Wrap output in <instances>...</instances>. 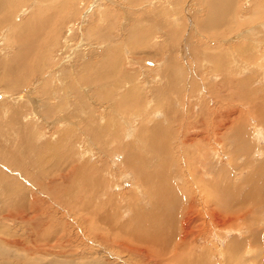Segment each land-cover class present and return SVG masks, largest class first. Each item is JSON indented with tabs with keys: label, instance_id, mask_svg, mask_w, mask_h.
I'll return each instance as SVG.
<instances>
[{
	"label": "rangeland",
	"instance_id": "rangeland-1",
	"mask_svg": "<svg viewBox=\"0 0 264 264\" xmlns=\"http://www.w3.org/2000/svg\"><path fill=\"white\" fill-rule=\"evenodd\" d=\"M8 1L0 65L15 26L48 25L31 78L15 91L0 80V238L20 244L0 242V264H174L110 243L123 224L146 228L131 222L140 210L158 213L151 229L170 232L188 263L264 264V0H229L217 37L198 27L200 0ZM155 130L175 208L155 206L125 165L141 154L160 170L146 143ZM86 197L115 209L116 229L87 218Z\"/></svg>",
	"mask_w": 264,
	"mask_h": 264
},
{
	"label": "bare ground",
	"instance_id": "bare-ground-1",
	"mask_svg": "<svg viewBox=\"0 0 264 264\" xmlns=\"http://www.w3.org/2000/svg\"><path fill=\"white\" fill-rule=\"evenodd\" d=\"M6 1H8V0H0V14L1 15H2V13L6 12L7 8L5 9V7H7V5L8 6L10 5V3L6 5ZM200 1H201L202 5L204 6V8L206 9V15H205L204 20L199 22V24H198L199 29L201 31H203L206 35H208L209 37L219 36V32L221 31V27L226 25L225 22H226L227 16L228 17L232 16V7H233L234 3H232V5H231L229 0H200ZM233 1L235 2L236 0H233ZM13 2H14V0H13ZM9 9H10V7H9ZM258 11H259V15H262L261 18H263L264 17V7H263V9L261 7V9H259ZM0 17L2 18V16H0ZM6 17H5V19H6ZM33 18H31V19H33ZM2 22H3V20H2ZM27 22L29 23L28 25H26V26H28V29H22L21 27H16V26H15V28H13L14 29V41L16 43V47H14L15 48V50H14L15 55H14L12 61L9 62V64H1L0 65V70H1L0 80L7 82L8 86H6V87L9 91L17 90V88L24 83L20 79L27 81L29 78H31L30 76L32 75V71H33V70L31 71L32 64L36 63L35 66H37L39 64V62L41 60H43V58L40 59L42 56L41 54H40L41 56L38 60L37 56H39V55H37V51H38L37 49L40 46L39 42L42 41V38H43V37L40 38V33H45V32H41V31H43L42 26H44V24H45L46 27L44 26V28L46 29L47 25H48L47 24L48 20L45 23L42 22L41 23L42 25H40V23H39L38 25H40V27H36V25L32 24V22L30 23V18L28 21H26V23ZM0 25H1V23H0ZM44 38H45V36H44ZM220 73L224 74L222 72H220ZM104 77H106V76H104ZM221 84H222V86L226 87L227 85H229V80L227 78H224ZM234 85H235V81L232 82L233 87H234ZM240 85H241L240 83L236 82L237 87H239ZM248 96L249 95H247V97ZM247 97L245 99H247ZM263 102H264V100H263ZM251 105H254V104H251ZM260 106H262V107H260ZM263 106H264V103L260 104L257 108L254 107V108H256L255 109L256 113L262 114V120H264V108H263ZM11 119H13V118H11ZM10 121H12V120H10ZM204 128L207 129L206 126ZM205 129H203V130H205ZM157 135H158L159 139H162L161 138L162 133L158 130L156 132V130H155L154 135L149 136L146 139V143H147V146H149V149H147L148 151H150L151 153H153L155 155L161 156L162 161L158 165V166H160V170L153 169L152 171H150L151 170L150 167L152 164H151V162L148 164V162H149L148 156L144 155L145 157L141 158V154L139 155V157L138 156L132 157V156L127 155L126 160H125V165L128 169H130L132 172L135 173L139 184L141 186H143V188L148 192V196L154 197L153 200L155 202V206H156V204H159V199H160V197H162L161 198L162 203L163 202L170 203L175 208V206L178 205L177 197H180V195H179L180 192L178 193L176 191V187L174 185L167 186V183H169V176L166 173V163H164L165 149H164V147L156 144V142H160V141L156 140ZM241 152H244V151H241ZM236 154L237 155L240 154V148L238 149V152ZM158 156H156V157L159 158ZM139 162H140V165L138 164ZM179 176H181V175L179 174ZM84 184L86 186V189L84 192H86L85 194H88L89 192H91L92 187H93L92 184H94V183L91 184V182L86 179ZM96 185H97V183H96ZM261 187L264 188V182L261 183ZM112 198L113 197H110V200L108 199L110 203L112 201ZM90 199H91V197H86L85 201L80 205L83 208V212L88 216L87 218L93 219L94 221L108 219L109 225L112 226V228L116 229L117 223L114 222L115 221L114 218L117 219L118 216H116L114 214L115 213L114 211L108 212V211L115 210V209L110 207L111 210H107V211L102 212L104 207L100 210V205H94L97 202V200L92 202V201H90ZM255 200H257V199H255ZM19 201H20V198H19ZM107 201H106V203H107ZM234 201H235V199H234ZM19 203H21V202H19ZM110 203H108V204H110ZM256 203H257V201H256ZM151 204H153V202H151ZM180 205H181V201H180ZM4 208H5V205H4ZM17 208H18V206H17ZM107 209H108V207H107ZM4 211H1V214H2V212L4 213ZM106 212H108V213H106ZM160 213L161 212H159V214ZM4 214H6V213H4ZM157 214L153 211H151V212L149 211L146 213L142 210H140L138 212H134V217L132 218L131 222H133V220L136 219L140 224H141V222L144 223L146 228L138 231L137 229H135L133 227L132 228L133 230H130V232H123V231H125V228L128 227V225H130V223L123 224L122 228L117 229L116 234H120V235L116 238V240H114V241L111 240L112 242H110V243L116 244V245H122L123 248L130 251L131 250L130 244H131V242L134 241V242H138L139 244L143 245L145 247V252L154 253V257L156 260H162V259L169 260L170 259V262H171V260L175 257V259L177 261L174 262V264H196V262L193 259L191 260L192 261L191 263H188L184 259V257L187 255V254L183 253V252H186L184 250V248H186L184 245H183V247H184L183 249H182V247L181 248H177L175 246L171 247L170 239L172 240V237L169 236L170 232L160 230L159 231L160 234L157 235L156 234V233H158L157 230L153 231L151 229L152 226L154 225V223H156V220L158 219ZM164 214L167 217L169 216V214L167 212L166 213L164 212ZM9 217H10V214H9ZM170 217H172V216H170ZM16 218H14V219H16ZM11 219H13V218H10L9 220H11ZM6 220H7V217H6ZM17 220H18V218H17ZM17 220H15V221H17ZM218 223H219V221H218ZM132 225H134V224H132ZM187 225L185 224V227ZM155 226L157 227V225H155ZM115 229H114V231H115ZM112 230H110V231H112ZM145 233H148V235L146 236ZM110 238H112V237L108 235L106 242H108V240ZM117 241H123L125 244L124 243L121 244ZM0 242H4L5 244L9 243L12 246H15V245L19 246L20 245L19 241H15V240L7 241V240H1V238H0ZM114 242H116V243H114ZM22 243H24V241H22ZM142 253H144V251H142ZM189 255H191V254L189 253L188 256ZM190 258H191V256H190Z\"/></svg>",
	"mask_w": 264,
	"mask_h": 264
}]
</instances>
